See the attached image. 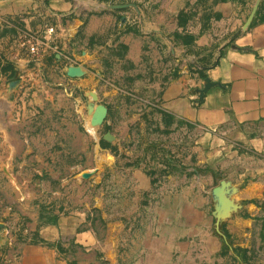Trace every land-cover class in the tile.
Here are the masks:
<instances>
[{"label": "rangeland", "instance_id": "rangeland-1", "mask_svg": "<svg viewBox=\"0 0 264 264\" xmlns=\"http://www.w3.org/2000/svg\"><path fill=\"white\" fill-rule=\"evenodd\" d=\"M68 1L82 4L87 19L115 18L102 34L113 37L108 61L95 77L98 84L89 89L66 81L67 68L81 64L60 49L56 17L36 12L38 19H50L39 30L27 23L30 9L0 17V264H13L41 246L76 264L82 257L78 244L54 236L65 216L78 218V231L97 240L86 260L91 264H255L256 248L237 245L228 225L236 218L251 219L260 225L264 243V216L244 213L246 203L238 200L228 177V152L225 161H211L195 126L164 106L165 79L160 89H150L155 68L119 79L113 63L126 57V36L142 34L138 20L144 18L158 36L153 38L158 51L183 49L189 63L190 57L205 61L264 21V0ZM75 11L66 13L63 22ZM50 28L57 41L52 47L41 39ZM85 28L86 20L73 43L86 40ZM27 38L43 41L36 54L24 44ZM78 45L72 47L75 52ZM46 52L51 56L40 77L49 94L27 88L33 84L29 79L24 87L17 66L18 58L31 66ZM176 75L170 71L167 83ZM98 105L107 108V115L91 133L90 110ZM222 183L232 202L224 211L214 194ZM228 183L234 189L229 196Z\"/></svg>", "mask_w": 264, "mask_h": 264}, {"label": "crops", "instance_id": "crops-1", "mask_svg": "<svg viewBox=\"0 0 264 264\" xmlns=\"http://www.w3.org/2000/svg\"><path fill=\"white\" fill-rule=\"evenodd\" d=\"M5 1L0 0V17L21 16L28 14L30 9L32 18L27 23L32 21L34 30H39L41 25L50 20L38 19L36 12H42L45 17H56V37L60 49L74 63L79 61L84 70L82 77H67L66 81L84 89L98 84L95 77L105 68L113 40V37L102 38V34L114 26L115 18L112 15L91 16L87 19L83 14L82 4H71L68 0H49L48 4H42V0L36 4H20L19 0H10L12 4H5ZM71 10L78 12L75 11L70 20L63 22L62 18ZM85 20L87 28L83 37L86 40L80 44L73 43ZM129 23L132 24L130 17ZM138 24L142 34L127 35L124 41L128 47L126 57L114 59L115 78L127 75L134 78L138 69H151L153 72L155 68L156 82L150 89H160L162 80L165 79L167 86L164 106L177 118L195 126L202 135L199 143L206 144L212 162L225 161L224 153L228 152V177L238 190V200L246 203L244 213L264 216V22L253 25L230 45L220 47L218 52L205 61L190 57L191 64L185 59L183 49L172 54L168 48L164 53L163 49L158 51L153 40L158 39V36L152 33V22L144 18L139 19ZM45 35L41 39H45L47 45H56V38L52 34L48 35L47 31ZM73 45H78L77 52L73 50ZM65 48L67 49L64 50ZM49 56L50 53H44V58L41 57L40 61L31 66L28 65V59H17L24 87L29 79L33 84L27 88L40 89L49 94L51 88L40 77L41 70L46 67L45 59ZM174 66L178 69L174 70ZM170 71L177 72V75L169 84L167 81ZM205 78L220 86L210 88L199 102L196 91L203 88ZM101 94L104 96V93ZM114 94L117 95V89ZM239 148L245 153H239ZM234 222L236 227L233 226ZM79 227L78 218L60 217L54 236L58 239L73 238L78 244L79 255L82 256L77 259L76 264H91V261L86 260L95 251L98 242L89 233H80ZM260 230V225L251 219L236 218L228 225V233L237 239V245L248 249L256 248L259 261L255 264H264V243L260 239ZM13 264H69V261L64 255L41 246L31 254H23ZM92 264L97 263L92 260Z\"/></svg>", "mask_w": 264, "mask_h": 264}, {"label": "water", "instance_id": "water-1", "mask_svg": "<svg viewBox=\"0 0 264 264\" xmlns=\"http://www.w3.org/2000/svg\"><path fill=\"white\" fill-rule=\"evenodd\" d=\"M66 75L70 78H79L82 77L84 73L81 67L70 66L67 68ZM214 86H220V84L217 82H211L210 79L205 78L203 88L196 91V93L199 95V102L203 99L204 94ZM90 111L92 113L90 119L91 126L95 128L99 127L107 115V108L103 105H98L91 108ZM105 139L111 141V137L109 135H106ZM88 177V174H83V178ZM226 186V183H222L221 187L215 189L214 191V194L217 196L220 206L222 207L220 211H224L226 209L225 207H228L229 209L232 206V202L229 200V198H226ZM232 190L234 189L231 188L230 183H228V196L231 194Z\"/></svg>", "mask_w": 264, "mask_h": 264}, {"label": "built area", "instance_id": "built-area-1", "mask_svg": "<svg viewBox=\"0 0 264 264\" xmlns=\"http://www.w3.org/2000/svg\"><path fill=\"white\" fill-rule=\"evenodd\" d=\"M52 32H53V28H50L48 30V35H51ZM24 44L28 46L32 54H36L39 51L40 47H42L43 41H40L39 39H35V38H27Z\"/></svg>", "mask_w": 264, "mask_h": 264}, {"label": "bare ground", "instance_id": "bare-ground-1", "mask_svg": "<svg viewBox=\"0 0 264 264\" xmlns=\"http://www.w3.org/2000/svg\"><path fill=\"white\" fill-rule=\"evenodd\" d=\"M87 125H88L87 127L89 128L90 132H91V133H94V129H95V127H92L91 124L89 125V123H87ZM88 128H87V129H88Z\"/></svg>", "mask_w": 264, "mask_h": 264}, {"label": "trees", "instance_id": "trees-1", "mask_svg": "<svg viewBox=\"0 0 264 264\" xmlns=\"http://www.w3.org/2000/svg\"><path fill=\"white\" fill-rule=\"evenodd\" d=\"M264 22V21H263ZM2 71V68H1V66H0V72Z\"/></svg>", "mask_w": 264, "mask_h": 264}]
</instances>
